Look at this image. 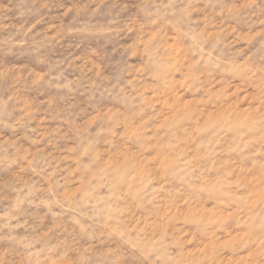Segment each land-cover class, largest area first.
Returning a JSON list of instances; mask_svg holds the SVG:
<instances>
[{
    "label": "rangeland",
    "instance_id": "rangeland-1",
    "mask_svg": "<svg viewBox=\"0 0 264 264\" xmlns=\"http://www.w3.org/2000/svg\"><path fill=\"white\" fill-rule=\"evenodd\" d=\"M0 264H264V0H0Z\"/></svg>",
    "mask_w": 264,
    "mask_h": 264
}]
</instances>
